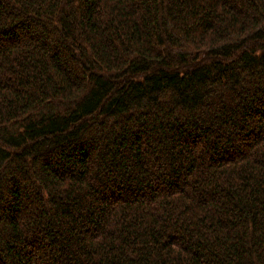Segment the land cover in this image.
<instances>
[{"label": "trees", "instance_id": "16d2710c", "mask_svg": "<svg viewBox=\"0 0 264 264\" xmlns=\"http://www.w3.org/2000/svg\"><path fill=\"white\" fill-rule=\"evenodd\" d=\"M0 264H264V0H0Z\"/></svg>", "mask_w": 264, "mask_h": 264}]
</instances>
